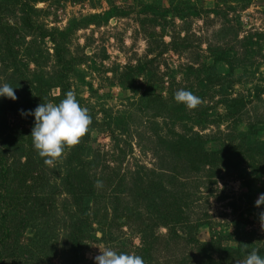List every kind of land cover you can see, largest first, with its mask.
<instances>
[{
  "label": "rangeland",
  "instance_id": "1",
  "mask_svg": "<svg viewBox=\"0 0 264 264\" xmlns=\"http://www.w3.org/2000/svg\"><path fill=\"white\" fill-rule=\"evenodd\" d=\"M24 1L0 0V86L15 87L17 97L0 96V160L7 157L13 165L25 160L34 117L22 113L40 103L59 104L69 90L75 91L80 106L96 121L81 139L89 145L83 150L87 159L96 157L92 167L85 164L95 185L94 196L84 201L93 207L87 233L98 238L84 241L83 264H94L99 249L115 251L124 245L135 253L141 245L138 225L155 218L147 211L151 200L137 195L138 186L159 162L166 168L181 163L182 172L172 182V172H156L174 203L184 202L188 218L202 223L193 231L187 228L190 234L201 242L216 234L223 245L248 244L236 260L220 252L216 259L242 264L253 249L264 258L259 219L264 204L254 206L264 194V150L237 147L264 139V0H32L31 10L22 12ZM139 65L141 73L135 69ZM124 71L130 80L120 77ZM180 89L203 103L194 110L177 104L174 94ZM181 107L177 119L174 109ZM176 132H196L207 150L221 148L225 154L211 170L189 172L186 158L172 159L165 149ZM5 145L11 149L3 156ZM70 151L65 149L52 168L40 158L43 178L26 174L20 184L17 178L11 183L10 189L24 197L10 199L18 210L0 222V264H15L13 259L18 264H65L62 250L70 232L63 223L74 204L58 177ZM51 191L56 201L50 211L42 204L30 208L38 203L34 197ZM115 193L121 205L136 206L140 214L116 220L120 226L100 224L93 217L111 204ZM63 198L70 200L66 210ZM17 215L27 216L18 227ZM44 227L53 228L47 242ZM172 230L176 235L168 234ZM153 231L163 239L155 242L150 264H181L184 258L194 264L198 259L178 223Z\"/></svg>",
  "mask_w": 264,
  "mask_h": 264
},
{
  "label": "trees",
  "instance_id": "2",
  "mask_svg": "<svg viewBox=\"0 0 264 264\" xmlns=\"http://www.w3.org/2000/svg\"><path fill=\"white\" fill-rule=\"evenodd\" d=\"M32 0H27L24 1L25 3H22V8L21 11H27L28 9L31 10L32 5H30L29 2ZM35 1V0H34ZM26 5L28 7H26ZM166 10V9H165ZM52 39L54 40V47L57 48L58 42L56 41L54 35L50 34ZM138 73L143 72V67L141 65L135 67ZM120 77L125 79V77L130 80V77L125 74L124 72H121ZM207 77V76H206ZM205 77V78H206ZM209 78V77H208ZM63 86V85H62ZM183 107V104H181ZM181 108L174 109L176 118L178 119L182 115L179 112H181ZM92 118V123L89 126V130L93 125H96V121H94L93 116L90 114ZM3 119V115L0 114V125ZM1 130V128H0ZM89 131L84 137H88ZM175 137L170 140L169 142L167 141V144L165 146V149H167L169 155H172V159H185L187 161V166H185V169L189 172L191 171H200L201 169H207L211 170V168L214 165H217L219 160L223 157V150L220 148L218 150H207L204 147V143L201 140L203 138L202 135H198V133L194 132L192 135L187 134V132L181 133V132H176ZM29 144L30 149L28 150V153L26 154L25 160L21 162H17V164H11L7 163V157L4 159L2 158L0 160V222H4L6 220H9L11 218L12 211L10 210H18V207L10 206V203H12L10 199L18 200L20 201L24 196L21 195L20 192H15L14 190L10 189L11 183L14 182L17 178L18 183L20 184L19 178L22 176L23 178L27 175L29 177L34 176L36 173V176H39L43 178L42 174V169L39 167L40 162L38 161L40 157L38 156L36 150L33 147L32 144V137L30 135V139L27 142ZM87 142L86 141H81L77 146L72 148L70 151L69 159L68 161L64 164V169L63 172L60 173V176L58 178L61 179L62 184L60 186L64 187V190L68 193L70 196V199L72 197V203L74 204L72 211V214L68 216V220L63 223L64 226H66L68 229L69 236L70 238L66 239V246L63 248V256L65 264H83L86 259H84V249L86 248L84 241L86 240H94L98 238L90 233H87V228H91L92 220L91 219V212L92 208L89 204V198L94 196V182L95 178L91 170L85 169V164H89L91 167V163H93L96 160L90 159V161L87 159L85 153L83 150L87 148ZM236 147V146H235ZM235 147H232L235 148ZM238 148L243 147L244 149H254L257 152L261 153L264 150V139H254L252 141H245L241 142ZM236 147V149H237ZM3 149V156L7 153L8 146L5 145V147H2ZM13 149H17V146L13 147ZM243 149V150H244ZM90 152V148L89 151ZM84 153V154H83ZM218 153H220V156H217ZM18 164H22L21 168H18ZM13 165V166H12ZM17 165V168L14 166ZM11 166V167H10ZM181 163L178 164L177 162L173 163V166L171 168H166L163 166L161 162L157 164L156 168L160 169H166L170 172H172L169 175V181L177 178L176 175L178 173H181ZM206 167V168H205ZM156 168L149 169L151 173V177H148V180L144 183L142 186H138V193L137 195L140 197H144L148 199L149 205L147 207V211L150 212L152 219L155 218V221L152 223L144 224V222L140 223L138 225V230H139V237L141 240V245L136 248L135 253H131L130 249L126 246H122L119 249H115V251L120 254V253H125V254H135L138 256H141L143 260L145 261V264H150V261L152 260L151 254L153 253L154 247H155V242L157 240H161L163 238H160L155 235L153 228H156L160 225L168 226L169 224L171 226H175V224H179L180 228L188 234L186 236V241L187 243L193 244L195 249L197 250V253L199 254V257L197 256V260H195L194 264H222L221 260L215 258V254L217 252L224 253L228 255V258H231L233 260H236L237 258L241 257L244 255V251H242V244L239 242L238 244L232 246V245H223L222 244V236L221 235H216L212 234L210 240L206 242H201L198 241L194 235L190 234L187 231V228H192L195 229L197 225H200L202 223H193L190 218H188L187 212L184 210L185 203L182 201H178L177 203H174V197L173 195L170 196L167 192V188L169 187L168 185H164L163 181L157 176L160 175L158 172H156ZM179 175V174H178ZM47 180L50 181L49 176H46V182ZM145 180V179H144ZM5 183V185H4ZM49 183V182H48ZM166 186V187H165ZM250 186V185H248ZM171 188V185H170ZM251 188V187H249ZM57 193L61 192V189H56ZM252 190V189H251ZM56 192V191H55ZM54 192V194H56ZM172 192V191H171ZM118 193H115L113 196V199L111 200L110 205H105V207L101 210V214H97V216L93 217L95 218L97 222L100 224L106 223V226L109 225H115L118 226L120 223H116V220L118 219H125L128 218L129 215L133 214L138 217L139 213V208L136 206L133 207H128L126 204L120 203V196L117 195ZM5 199L3 200L1 197H4ZM170 197L173 198V201L170 202L169 199ZM35 200L38 201V203H35L31 209L34 208V206L42 204L44 207L46 205V208L48 211L53 207V202L54 197L52 196V191L49 193V195H46L44 198L42 197H34ZM84 199H87L84 201ZM83 200V201H82ZM43 201H49L50 203H44ZM52 201V203H51ZM70 201V200H69ZM67 200L64 198L62 199V202L64 205V209H68L66 204H68ZM28 202V201H25ZM23 201L21 203H18L19 208H22L23 206ZM100 208V209H101ZM135 209V210H133ZM29 210V208H28ZM108 210L111 212V217L109 218L107 214H109ZM90 211V212H89ZM30 212V211H29ZM31 213V212H30ZM153 214V215H152ZM9 216V219L7 217ZM100 216V217H98ZM27 218V216H24ZM98 217V218H97ZM22 218V215H17L16 217V226L17 224H22L23 220L25 219ZM20 219V220H19ZM11 220V219H10ZM120 226V225H119ZM18 227V226H17ZM16 227V228H17ZM102 228V240L106 241L108 240V237L106 235L105 228ZM18 229V228H17ZM53 229V228H52ZM51 228L47 230V227H44L41 229L42 231H46L47 234L45 235V239H43L42 236H37L38 239L41 240V237L43 240L46 242L50 240L51 237L54 236V233H52ZM46 232H42L41 234H45ZM7 233V232H6ZM169 235H176L175 230H172V232H168ZM168 235H166L167 237ZM179 236V235H178ZM170 237V236H169ZM227 238L231 239L232 235L231 233L227 234ZM38 243V242H37ZM17 246V243H15ZM39 244V243H38ZM43 245V244H42ZM39 246V245H38ZM42 247V246H39ZM15 256H20V254L16 253ZM188 257V256H184ZM221 259V258H220ZM13 263L18 264L20 261L19 260H12ZM181 264H187L186 259L184 258Z\"/></svg>",
  "mask_w": 264,
  "mask_h": 264
},
{
  "label": "clouds",
  "instance_id": "3",
  "mask_svg": "<svg viewBox=\"0 0 264 264\" xmlns=\"http://www.w3.org/2000/svg\"><path fill=\"white\" fill-rule=\"evenodd\" d=\"M14 88L4 83L0 86V96L16 100ZM174 100L177 104H183L187 110H194L203 103L200 97L184 89L175 92ZM22 114L34 117L30 134L32 144L38 156L43 158L44 165L50 168L55 167L65 149L70 151L81 142L92 123L88 109L80 106L74 90H69L59 104L40 103L34 110ZM101 183L96 181L97 186ZM262 204H264V194L258 196L254 206L259 208ZM259 219L261 231H264V211L259 214ZM247 248L248 244H243L242 251ZM93 259L94 264H145L141 256L118 254L110 248L99 249V254ZM242 264H264V258L258 254V249H253L246 255Z\"/></svg>",
  "mask_w": 264,
  "mask_h": 264
}]
</instances>
